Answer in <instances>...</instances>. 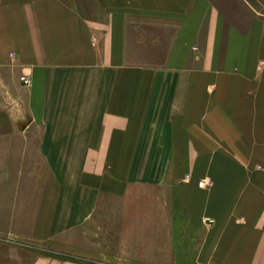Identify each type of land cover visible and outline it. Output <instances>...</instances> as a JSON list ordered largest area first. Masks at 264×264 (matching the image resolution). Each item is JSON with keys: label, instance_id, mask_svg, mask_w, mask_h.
Instances as JSON below:
<instances>
[{"label": "crops", "instance_id": "1", "mask_svg": "<svg viewBox=\"0 0 264 264\" xmlns=\"http://www.w3.org/2000/svg\"><path fill=\"white\" fill-rule=\"evenodd\" d=\"M236 1L0 0V222H35L0 264H264V0Z\"/></svg>", "mask_w": 264, "mask_h": 264}, {"label": "rangeland", "instance_id": "2", "mask_svg": "<svg viewBox=\"0 0 264 264\" xmlns=\"http://www.w3.org/2000/svg\"><path fill=\"white\" fill-rule=\"evenodd\" d=\"M224 1H225L227 10L230 13V16L237 17L240 14V11L243 12V8H241V5H240V7L238 6V3L236 0H224ZM240 19H242V18H240ZM36 208H37V206H33V213H32L33 217L37 213ZM98 223L100 224V222H98ZM104 223L105 222H101V225H104ZM34 224H35L34 220L17 221V222L1 221L0 222V231L7 233L9 230H11L13 228L18 232H26L28 235L31 233V230L33 229ZM110 225H111V223H110ZM9 227H11V229ZM102 230L103 229H99V228L97 229L98 233H99V231H102ZM111 241H113V238H111ZM21 242H23V241H21ZM26 245H27V249L25 250V253L27 255V257H26L27 259L24 261L25 262L24 264H30V262L32 260L28 256L33 257L37 250H46L49 253L54 251V249H52L53 247L48 246L44 243L40 244L39 242L37 243L35 241L28 242V243H26ZM31 251H33V253ZM60 255L64 256L66 259H73V257L75 259H78L72 253H64V254H60ZM77 257H80V256H77ZM81 259L86 260V258H83V257H81ZM116 264H118V263H116Z\"/></svg>", "mask_w": 264, "mask_h": 264}, {"label": "built area", "instance_id": "3", "mask_svg": "<svg viewBox=\"0 0 264 264\" xmlns=\"http://www.w3.org/2000/svg\"><path fill=\"white\" fill-rule=\"evenodd\" d=\"M21 81L24 83V85L26 86H30L32 84V79L29 75L27 74H24L22 77H21ZM200 185H205V181H202L200 183Z\"/></svg>", "mask_w": 264, "mask_h": 264}]
</instances>
